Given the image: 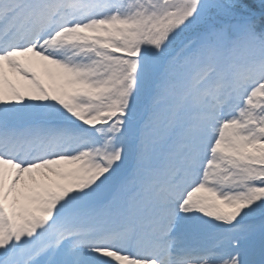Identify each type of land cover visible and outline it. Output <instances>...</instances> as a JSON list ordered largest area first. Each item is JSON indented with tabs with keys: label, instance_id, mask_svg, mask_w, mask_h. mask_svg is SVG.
Here are the masks:
<instances>
[{
	"label": "snow or ice",
	"instance_id": "1",
	"mask_svg": "<svg viewBox=\"0 0 264 264\" xmlns=\"http://www.w3.org/2000/svg\"><path fill=\"white\" fill-rule=\"evenodd\" d=\"M0 264H264V0H0Z\"/></svg>",
	"mask_w": 264,
	"mask_h": 264
}]
</instances>
